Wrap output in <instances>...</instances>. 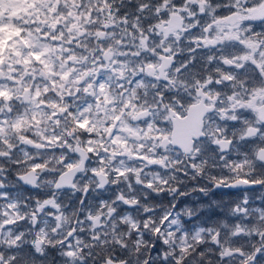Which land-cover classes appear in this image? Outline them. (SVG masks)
I'll use <instances>...</instances> for the list:
<instances>
[{"label": "snow or ice", "instance_id": "snow-or-ice-1", "mask_svg": "<svg viewBox=\"0 0 264 264\" xmlns=\"http://www.w3.org/2000/svg\"><path fill=\"white\" fill-rule=\"evenodd\" d=\"M0 264H264V0H0Z\"/></svg>", "mask_w": 264, "mask_h": 264}]
</instances>
